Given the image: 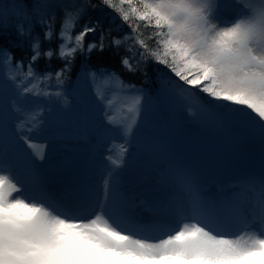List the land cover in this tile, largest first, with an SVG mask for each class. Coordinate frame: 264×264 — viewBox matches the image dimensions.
<instances>
[{
    "label": "snow or ice",
    "instance_id": "snow-or-ice-1",
    "mask_svg": "<svg viewBox=\"0 0 264 264\" xmlns=\"http://www.w3.org/2000/svg\"><path fill=\"white\" fill-rule=\"evenodd\" d=\"M102 3L114 10L133 33H138L141 25L153 30L147 40H154L155 48L139 34L135 38L124 37L134 39L138 45L133 53L140 57L137 64L151 58L190 89H198L213 102L232 106L264 136V0H231L236 12L230 18L219 15L223 0H102ZM52 7L44 0L11 3L0 0V35L9 27L10 20L17 21L13 26L18 35H30L31 22L37 20L48 26L45 39H52V26L45 19ZM78 15L65 12L58 51L42 52L39 40H33L26 71L22 60L16 61L6 49H0V64L11 69L5 73L6 81L0 82V88L11 83L15 94L11 111L20 113L17 142L26 145L35 160L45 158L44 146L33 142L26 133L39 127L42 109L26 112L20 105L28 97L61 96L59 89L73 70L76 54L104 51L103 34L98 42L86 46L84 43L89 33L98 31L99 21L85 25L72 37ZM121 43L120 39L112 40L116 47ZM42 56L48 59L57 56L63 66L54 74L37 73L34 65ZM121 63L133 70L129 58H123ZM53 75L55 92L45 83H50ZM89 77L95 79L97 73L86 72V78ZM139 103V97L132 99L128 112L133 115L119 125L125 137L133 133ZM105 117L113 124L107 111ZM3 151L0 136V153ZM127 151L124 145L115 154L109 149L106 159L112 167L104 180L105 195L91 211H85L81 202L65 203L38 187H28L0 160V264H264V165L259 176L238 181L242 193L224 200L223 206L214 199L194 196L190 209L166 224L159 238H152L144 228L124 225L120 217L125 209L112 195L114 175ZM185 186L191 190L190 183ZM249 191L251 214L259 219V227L240 209L242 196Z\"/></svg>",
    "mask_w": 264,
    "mask_h": 264
},
{
    "label": "rangeland",
    "instance_id": "rangeland-1",
    "mask_svg": "<svg viewBox=\"0 0 264 264\" xmlns=\"http://www.w3.org/2000/svg\"><path fill=\"white\" fill-rule=\"evenodd\" d=\"M223 4L219 15L230 18L236 8L231 0H223ZM1 68L0 82H4L11 69ZM86 87L88 90H78L76 104L70 103L72 113L67 118L57 108L49 115L42 110L39 127L26 133L44 146L43 160H35L27 146L17 142L20 113L11 111L14 95L8 82L0 88V136L5 146L0 160L28 187H38L65 203L81 202L84 208H93L105 195L104 180L112 167L106 159L109 149L115 154L124 145L128 151L114 175L112 194L125 209L120 218L126 227L144 228L152 238H159L166 224L190 209L192 196L212 199L217 193V203L223 206L224 200L242 193L238 181L260 175L264 136L232 106L212 101L200 108L177 109L168 97L160 96L164 101L158 110L165 125L159 128V121L153 119L151 128H159L160 135L150 139L145 122L156 118L157 105L139 97L133 133L125 137L119 125L133 115L128 108L137 96L121 92L112 81H91ZM40 102L26 101L20 106L26 112L40 110ZM106 111L113 124L107 122ZM235 151H243V155ZM251 196V191L242 196L240 209L259 227V219L251 214Z\"/></svg>",
    "mask_w": 264,
    "mask_h": 264
},
{
    "label": "trees",
    "instance_id": "trees-1",
    "mask_svg": "<svg viewBox=\"0 0 264 264\" xmlns=\"http://www.w3.org/2000/svg\"><path fill=\"white\" fill-rule=\"evenodd\" d=\"M12 0H6V3H11ZM46 3L53 5L48 9L45 14V19L52 26L53 38L45 39L44 33L48 30L46 24H42L37 20L31 22V34L20 36L18 35L15 27L16 20L9 21V27L4 30L0 35V49H6L15 58L16 61L22 60L25 65L28 63L31 52V43L34 39H38L40 43V50L47 51L52 49L58 51L59 47V32L62 22L65 18V12L71 11L79 13L78 18L74 22V27L71 30V35L74 38L85 25L95 24L99 21V29L95 33H89L85 38V46L88 43L98 42L101 38V34L104 37V51H93L90 55L85 51L83 54L77 53L75 60L73 61V70L69 72L64 78L63 86L59 89L62 93L61 96L53 94L49 98H33L28 97L27 103L32 101H41L40 107L49 115L54 109H60L59 112L64 113L67 118L69 113H72L70 103L77 101L76 95L78 90H88L87 85L91 81L97 84H105V81H110L109 76H114L115 84H119L120 91L132 96L143 97L150 104H156L157 110L161 108L164 100L162 97H168L169 101L179 109L182 107H201L205 102H212L206 94L199 92L196 88H191L188 85H184L182 81H179L173 73L170 72L165 66L156 63L151 58L142 60L137 64L139 56H134L138 49V45L135 44L134 39L124 40L125 36H131L135 38L138 34L140 38L146 39L150 47L155 48L154 40H147V36L151 34L152 29H146L141 25L138 33H133L131 28L127 24H124L117 13L114 10L107 8L103 5L102 0H44ZM28 24L25 23V28ZM113 38L120 39L122 41L119 47L112 44ZM129 48H132V52H129ZM143 51L142 49H139ZM123 58H129L132 64L133 70L129 71L122 63ZM13 62V68H14ZM4 69L2 64H0ZM63 66L57 56H53L51 59L41 57L34 65V70L37 73L52 72L53 74ZM5 70V69H4ZM86 72L97 73V78H86ZM49 85V89L55 92L57 89L52 86L55 84V77L51 82H45ZM10 91L13 95V86L8 82ZM112 85V84H111ZM190 89V90H189ZM169 94V96H168ZM173 96H177L178 100H173ZM170 97V98H169ZM46 102H43V101ZM30 104V103H28ZM199 107V108H200ZM161 111H156V118L151 117L145 122V128L149 129L151 137L150 139H156L160 135V129L165 125V121L160 118ZM153 119H157L160 127L153 131L151 128V122ZM168 130V129H167ZM238 155L242 154L240 151H235ZM255 155V154H251Z\"/></svg>",
    "mask_w": 264,
    "mask_h": 264
},
{
    "label": "bare ground",
    "instance_id": "bare-ground-1",
    "mask_svg": "<svg viewBox=\"0 0 264 264\" xmlns=\"http://www.w3.org/2000/svg\"><path fill=\"white\" fill-rule=\"evenodd\" d=\"M231 195H232V194H231ZM232 196H234V195H232ZM193 197H194V196L191 197V200L193 199ZM219 201H220V200H219ZM219 201H218V202H219Z\"/></svg>",
    "mask_w": 264,
    "mask_h": 264
}]
</instances>
